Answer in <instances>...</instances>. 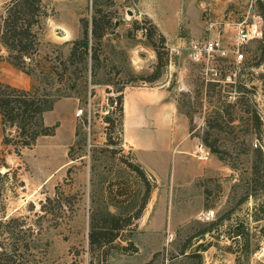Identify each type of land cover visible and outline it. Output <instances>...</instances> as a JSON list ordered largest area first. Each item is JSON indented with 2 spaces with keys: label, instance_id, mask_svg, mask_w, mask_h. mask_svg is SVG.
<instances>
[{
  "label": "rangeland",
  "instance_id": "374dc122",
  "mask_svg": "<svg viewBox=\"0 0 264 264\" xmlns=\"http://www.w3.org/2000/svg\"><path fill=\"white\" fill-rule=\"evenodd\" d=\"M6 1L0 0V12ZM42 1L49 15L34 62L45 69L54 64L58 73L37 68L31 79L67 95L44 113L54 132L30 145L17 142L15 127L0 121V220L27 214L34 222L46 196L59 197L37 220V264H264V19L257 1ZM92 15L97 37H91ZM82 18L89 20L96 59L81 43L71 53L84 36ZM243 18L256 20L261 34L242 46L240 61L230 50L207 58L188 48L190 40L210 36L230 46L231 25L224 22ZM6 56L2 49L0 61ZM19 73L0 66L2 81L22 86ZM158 87L187 119L192 147L184 152L207 161L201 176L192 178L191 164L181 168L166 155L159 162L170 159L171 166L162 164L153 176L123 142L110 97ZM137 167L151 185L142 214L114 240L91 244L94 212L128 211L132 195L138 199L143 180ZM126 193L132 198L115 200ZM238 226L245 229L241 235H235Z\"/></svg>",
  "mask_w": 264,
  "mask_h": 264
},
{
  "label": "trees",
  "instance_id": "16d2710c",
  "mask_svg": "<svg viewBox=\"0 0 264 264\" xmlns=\"http://www.w3.org/2000/svg\"><path fill=\"white\" fill-rule=\"evenodd\" d=\"M260 6L259 13L264 19V0H256ZM98 10V9H96ZM49 15L47 5L42 0H8L4 3L0 12V42L7 51L6 59L13 66L27 73L32 78V73L48 72L58 73L55 65H41L40 61L34 62V51L39 43V33ZM98 19L92 15L90 19L91 37H97ZM84 36L75 40L71 53L75 50L76 43H81L84 50L93 49L90 53L92 59L97 58L93 44H89V20L82 18ZM150 36V35H149ZM161 40L164 35L160 34ZM157 56L161 58L160 51L156 50ZM46 57V56H45ZM64 62V61H63ZM44 66V67H43ZM61 75V74H60ZM31 79L29 87H22L0 80V121L3 126L15 127L16 141L21 145H30L37 136L52 134L55 124H47L44 121V112L51 109L57 99L63 95L60 88L56 93L48 92L34 85ZM69 84L68 87H74ZM120 90V89H117ZM115 98V99H114ZM116 100L110 113H115L120 119L123 115V94L110 97V104ZM215 150V149H212ZM141 180H143L142 192L132 195L133 199L128 203L131 208L128 211L111 210L105 208L102 212H94L90 220L88 236L91 244L103 245L114 240L124 225L131 224L138 218L148 202L151 185L144 170L139 169ZM133 194V193H132ZM120 196V197H118ZM128 193L115 195L119 203L129 200ZM119 198V199H117ZM59 201V197L46 196L41 202L40 211L35 212L34 222L28 221L27 214L10 215L0 220V264H37L34 248L37 247L40 229L36 227L37 220L44 219L52 205V201ZM59 206L61 202L58 203ZM33 209V208H32ZM241 227H237L235 235L243 234ZM232 234V238H235Z\"/></svg>",
  "mask_w": 264,
  "mask_h": 264
},
{
  "label": "crops",
  "instance_id": "0c3cea01",
  "mask_svg": "<svg viewBox=\"0 0 264 264\" xmlns=\"http://www.w3.org/2000/svg\"><path fill=\"white\" fill-rule=\"evenodd\" d=\"M0 44L5 50L3 44ZM0 62V66L6 65L12 71L15 68L7 59ZM19 71L23 81L22 87H29L30 76L20 69ZM0 79L4 80L5 76L0 74ZM8 82L12 84L11 81ZM185 127L187 119L178 111L175 99L168 97L164 88L158 87L146 92L136 89L124 91L121 119L123 142L134 150L138 162L153 176L163 170L162 164L168 163V166H171L170 159L159 162L163 155L168 158L174 156L175 162L181 165V168L191 164L192 170L189 173L192 178L207 171V161L185 154L184 151L192 147L185 136Z\"/></svg>",
  "mask_w": 264,
  "mask_h": 264
},
{
  "label": "built area",
  "instance_id": "2783aa9c",
  "mask_svg": "<svg viewBox=\"0 0 264 264\" xmlns=\"http://www.w3.org/2000/svg\"><path fill=\"white\" fill-rule=\"evenodd\" d=\"M218 22V21H216ZM214 21V23H216ZM224 23L230 24V29L232 31V42L228 47H224L223 40L219 37H207L203 39H192L188 43V48L190 51L198 57L206 56L215 57L218 54H225L227 50L234 53V59L240 61L244 57L242 46L251 38L260 36L261 28L257 24V21H246L244 18L240 20H228ZM210 24H213L211 21ZM220 24V22H219ZM116 104V100L111 103V106ZM83 114V108L78 107L75 110L76 116H81Z\"/></svg>",
  "mask_w": 264,
  "mask_h": 264
}]
</instances>
